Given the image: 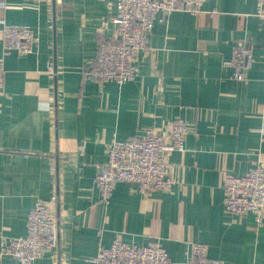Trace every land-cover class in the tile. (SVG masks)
Segmentation results:
<instances>
[{
	"label": "crops",
	"instance_id": "crops-1",
	"mask_svg": "<svg viewBox=\"0 0 264 264\" xmlns=\"http://www.w3.org/2000/svg\"><path fill=\"white\" fill-rule=\"evenodd\" d=\"M198 1L196 15H158L134 81L101 86L87 73L113 33L112 1L0 0V246L25 234L36 199L58 193V247L33 264H90L116 236L158 241L173 264H185L193 242L223 264H264V220L257 227L223 205L226 175L264 165V19L255 0ZM2 21L33 28L34 53L3 55ZM236 42L255 61L245 82L223 65ZM177 118L190 133L167 155L172 190L118 183L105 206L94 178L107 145L147 127L167 134ZM0 264L15 263L0 253Z\"/></svg>",
	"mask_w": 264,
	"mask_h": 264
},
{
	"label": "built area",
	"instance_id": "built-area-1",
	"mask_svg": "<svg viewBox=\"0 0 264 264\" xmlns=\"http://www.w3.org/2000/svg\"><path fill=\"white\" fill-rule=\"evenodd\" d=\"M49 4L52 0H25ZM115 7L110 37L97 44L96 54L87 73L89 79L103 86L106 83L123 85L134 81L139 74L138 54L146 47V38L152 32L158 15L167 17L172 12L184 11L196 15L201 11L198 0H108ZM256 1L255 14L264 19V0ZM2 25V52L29 55L34 53L39 38L28 26ZM251 49L245 42L231 47L229 59L223 65L231 69L230 79L245 82L246 72L254 64ZM5 67L0 61V94L4 87ZM190 133L185 121L177 118L162 134L147 127L140 137L112 140L106 147V162L94 178L100 200L108 206L118 183L136 185L149 195L153 191L170 192L176 180L170 174L167 155L184 150V139ZM224 209L231 215L250 214L260 227L264 220V165L258 162L242 176L224 178ZM58 193L48 199H36L26 218L25 234L2 237L0 253L15 264H33L58 247V221L53 211L58 205ZM90 264H173L166 249L158 241L145 245L124 242L116 236L109 247H99ZM185 264H223L207 256L202 243H190Z\"/></svg>",
	"mask_w": 264,
	"mask_h": 264
}]
</instances>
